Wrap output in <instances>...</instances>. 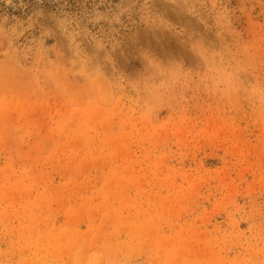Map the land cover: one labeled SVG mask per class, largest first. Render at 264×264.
Here are the masks:
<instances>
[{
  "label": "rangeland",
  "instance_id": "obj_1",
  "mask_svg": "<svg viewBox=\"0 0 264 264\" xmlns=\"http://www.w3.org/2000/svg\"><path fill=\"white\" fill-rule=\"evenodd\" d=\"M0 264H264V0H0Z\"/></svg>",
  "mask_w": 264,
  "mask_h": 264
},
{
  "label": "bare ground",
  "instance_id": "obj_2",
  "mask_svg": "<svg viewBox=\"0 0 264 264\" xmlns=\"http://www.w3.org/2000/svg\"><path fill=\"white\" fill-rule=\"evenodd\" d=\"M8 1V0H7Z\"/></svg>",
  "mask_w": 264,
  "mask_h": 264
}]
</instances>
